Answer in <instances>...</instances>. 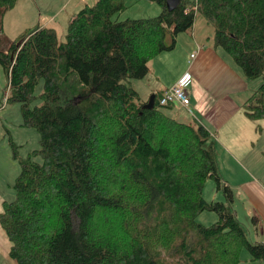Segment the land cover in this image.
<instances>
[{"label":"trees","instance_id":"obj_1","mask_svg":"<svg viewBox=\"0 0 264 264\" xmlns=\"http://www.w3.org/2000/svg\"><path fill=\"white\" fill-rule=\"evenodd\" d=\"M17 1L0 0V43ZM157 1L159 15L121 19L128 0H97L70 20L66 40L39 24L7 49L0 44L5 99L21 103L41 145L20 158L16 197L0 214L17 264H239L244 249L264 259V243L250 240L231 207L211 132L168 115L162 107L173 104L159 105V94L146 109L128 83L146 77L150 61L174 49L200 13L215 45L247 78L263 80L243 105L263 118L264 0H182L173 11ZM209 178L226 202L204 197ZM205 210L218 222H199Z\"/></svg>","mask_w":264,"mask_h":264},{"label":"rangeland","instance_id":"obj_2","mask_svg":"<svg viewBox=\"0 0 264 264\" xmlns=\"http://www.w3.org/2000/svg\"><path fill=\"white\" fill-rule=\"evenodd\" d=\"M96 1L97 0H18L16 5L4 16V27L1 33L0 44L2 48L7 49L13 41L20 39L23 34L47 21L50 23L49 27L55 28L60 38L66 40L67 27L70 20L85 5H93ZM193 1L194 0H190V2ZM128 4L129 7L120 15L121 19H126L128 17H153L159 15L163 9L162 5L159 4L157 0H128ZM153 6H156V8ZM170 35L172 34L169 32L168 36ZM181 49L182 48L179 47L176 50H178V53H181ZM172 52L174 51L170 53ZM149 76L150 73L142 79H131L128 83L136 90L147 91ZM249 80L252 82L251 85H254L253 90L257 89L263 81L261 78ZM8 84V76L4 68L0 65V107L5 105V108L0 110V187L2 188L3 181L6 183L7 180H12V183H10L13 189L6 188V190L8 189V191H10L12 200L16 197L15 181L21 169L20 160L33 154L36 150H39L41 145L39 131L35 127L24 125L21 103H8L5 99ZM42 92L43 83H40L36 89L37 96H40ZM139 93H141L142 96L144 95L143 92ZM142 96L141 98L143 99ZM149 99L150 97L147 98L148 101ZM147 100L145 99L144 101ZM40 102L41 100L38 99L33 105L39 104ZM174 106L175 112H183V107H186L179 103L174 104ZM162 109L170 116L173 114L164 107H162ZM184 112V117L191 116L189 111L186 112V110H184ZM190 119H193L192 116ZM178 120L183 121L181 118ZM195 121L196 120L192 121V123ZM193 124L196 125V123ZM225 129L230 134V137H227L229 142L225 140L222 133L219 132L220 138H215L211 133L216 141V160L218 166L221 165V159L228 162V171H225V173L220 172L233 187L235 185V188H232V191H234V199L231 207L234 212L238 211L236 215L243 227L247 230L250 240L253 241L251 235L255 234L254 218L247 216L249 201L243 194L242 189H239L240 186H238V184L243 181L244 183L248 181L252 188L258 186L264 188V117L261 119L249 118L242 109L239 114H235L228 122ZM161 133L163 137L166 136V128H164ZM223 144L236 155V158L241 159V163L246 167L245 169L250 173L254 180L253 182L257 183L258 186L251 183L252 181L248 180V175L239 169L235 163L229 162L227 155H222L223 153L220 150H226ZM15 151L18 155L17 158L14 156ZM242 155H246L249 161L244 160ZM36 160L42 161L41 156L38 155ZM204 197L208 201L214 199L215 201H227L224 191L217 188L216 182L212 178H209L205 184ZM261 197L264 199V196ZM104 216L106 215H98V218L101 219ZM198 220L202 224L210 226L218 222L219 216L216 212L205 210L198 216ZM246 253L250 255L248 249H244L243 254ZM0 264H8L5 259L1 257V252Z\"/></svg>","mask_w":264,"mask_h":264},{"label":"crops","instance_id":"obj_3","mask_svg":"<svg viewBox=\"0 0 264 264\" xmlns=\"http://www.w3.org/2000/svg\"><path fill=\"white\" fill-rule=\"evenodd\" d=\"M153 7L156 8V6ZM41 24L50 25L49 21ZM170 41L171 38H169ZM179 47L182 48L181 53L176 50ZM171 51L174 52L170 53ZM192 54H196V56L192 57ZM149 73L147 91L137 89L139 92H143L144 95L142 96L141 93L140 95L144 100L151 98L152 95L160 94L166 84H174L185 74H190L191 82L186 88L192 101L188 109L183 107V112H175L174 105L166 109L171 114L173 113L172 117L181 118L183 122L198 121L215 138H220L219 132L222 133L228 142L230 134L226 131L225 126L235 114H239L242 109L244 110V103L256 90H253L254 85H251L252 82L245 76L243 70L235 63L233 58L221 47L215 45V28L200 13L197 14L191 30L178 34L174 49L163 52L150 61ZM184 110L190 112L192 120L190 119L191 116L184 117ZM224 148L226 150H220L223 153L222 155H227L229 162L235 163L239 169L248 175V180L254 183L250 173L241 163V159L236 158V155L226 145H224ZM242 157L244 160L249 161L246 155H242ZM227 165L228 162L221 159L219 168L222 173L228 171ZM222 178L231 189L235 188V185L233 187L223 175ZM10 182L12 183L11 179L7 180L6 183L3 181L2 188L0 187V214L4 210V202L14 200H11L10 191L6 190V188L13 189ZM254 185L258 186L257 183H254ZM238 186H240L239 189H242L243 194L249 201L247 216L254 218L255 234L251 235L253 242L264 243V199L261 197L264 196V188L260 186L252 188L248 181L245 183L244 181L240 182ZM11 246L12 242L0 222L1 257L8 264H17V261L10 256ZM243 252L239 264H264V259L253 261L251 255L243 254Z\"/></svg>","mask_w":264,"mask_h":264},{"label":"built area","instance_id":"obj_4","mask_svg":"<svg viewBox=\"0 0 264 264\" xmlns=\"http://www.w3.org/2000/svg\"><path fill=\"white\" fill-rule=\"evenodd\" d=\"M194 11L197 12L198 7L195 5L193 7ZM189 10V9H188ZM187 10V11H188ZM196 54H192V57H195ZM191 82V75L185 74L180 78V80L174 84H166L162 92L159 94L158 102L161 106H167L169 104L179 103L180 105L187 106L191 104V96L186 88V86ZM5 105L0 107L4 109Z\"/></svg>","mask_w":264,"mask_h":264},{"label":"water","instance_id":"obj_5","mask_svg":"<svg viewBox=\"0 0 264 264\" xmlns=\"http://www.w3.org/2000/svg\"><path fill=\"white\" fill-rule=\"evenodd\" d=\"M166 2V6L169 11H173L176 8H178L182 2V0H164ZM155 106V100H154V95L151 96L149 101L145 104L146 109H152Z\"/></svg>","mask_w":264,"mask_h":264}]
</instances>
